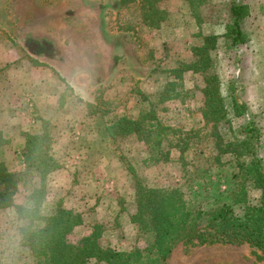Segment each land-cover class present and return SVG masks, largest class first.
I'll return each instance as SVG.
<instances>
[{
	"label": "rangeland",
	"instance_id": "1",
	"mask_svg": "<svg viewBox=\"0 0 264 264\" xmlns=\"http://www.w3.org/2000/svg\"><path fill=\"white\" fill-rule=\"evenodd\" d=\"M232 1L204 0L199 22L187 2L163 0L167 19L154 28L143 23L137 7L121 9L120 0H0L2 62L11 57L30 64L37 70L33 86L57 96L58 115L46 123L63 165L47 179L44 211L48 214L62 200L82 214L84 223L71 240L99 224L105 227V244L119 251L147 246L130 222L136 201L129 164L145 184L181 188L194 209L204 210L228 202L248 176L249 158L228 154L217 160L218 136L237 143L244 138L243 125L253 121L264 164V0H237L249 15L242 22L245 43L236 47L226 37ZM205 36L218 37L210 51V74L219 78L228 123L206 125L201 111L205 74L186 71L180 98L157 109L163 124L175 130L170 139L186 147L184 153L172 148L167 161L152 163L135 135L110 138L105 127L120 116L136 119L150 108L167 82L176 81L172 71L197 60L193 50ZM236 101L246 107L245 116H236ZM33 102L26 98L32 114ZM164 149L170 150L167 141ZM1 155L4 160V149ZM25 190L21 187L16 196L18 205L29 204ZM248 192L251 203L258 204L262 192L251 185ZM19 224L15 209L0 212V264H35L20 245ZM165 264H264V257L248 244L186 242L177 244Z\"/></svg>",
	"mask_w": 264,
	"mask_h": 264
},
{
	"label": "trees",
	"instance_id": "2",
	"mask_svg": "<svg viewBox=\"0 0 264 264\" xmlns=\"http://www.w3.org/2000/svg\"><path fill=\"white\" fill-rule=\"evenodd\" d=\"M162 1L120 0V7H137L145 25L159 28L168 15L160 7ZM183 1L189 4L194 17L201 22L204 0ZM248 11L246 5L237 0L232 1L226 37L234 47L245 43L242 22L249 15ZM217 42V36H205L202 46L193 50L197 60L172 71L177 82H167L157 101L149 102L150 108L141 110L136 119L117 117L105 127L107 135L112 139L135 135L147 147V161L152 163L167 161L172 148L184 153L186 147L170 139L175 130L163 124L157 116V109L170 100L180 98L178 88L182 86L183 73L186 71L205 74L201 111L206 125L215 128L224 122L228 123V111L221 94L219 78L210 74V51L216 47ZM235 112L237 117H243L247 109L236 101ZM47 126L48 123H44L42 134H23L20 148L24 159L22 170L11 171L2 155L0 159V212L15 209L17 221L21 222L18 227L20 245L28 249L35 264H165L177 244L186 242L192 243V246L248 244L257 248L264 257V164L257 153L259 132L253 121L243 125L244 138L237 143H224L223 137H217L218 161L220 155L231 154L239 159L249 158L250 162L244 168L248 176H244L233 188L228 202L219 203L211 210L194 209L181 188L145 184L136 177V170L128 165L127 169L133 176L136 201V212L130 216V222L147 244L144 249L136 247L131 251H119L105 244V227L99 224L92 228L89 235L76 241L71 240L76 229L83 225L84 219L78 211L67 208L62 200L54 204L51 212L45 213L47 179L62 169L63 165L53 149V140ZM166 141L170 147L167 151L164 149ZM9 143L0 131V153ZM240 165L244 167V164ZM35 180H39V183L35 184ZM248 185L262 192L258 204L251 203ZM21 187L26 188V199L29 201L27 206L16 203Z\"/></svg>",
	"mask_w": 264,
	"mask_h": 264
},
{
	"label": "crops",
	"instance_id": "3",
	"mask_svg": "<svg viewBox=\"0 0 264 264\" xmlns=\"http://www.w3.org/2000/svg\"><path fill=\"white\" fill-rule=\"evenodd\" d=\"M5 56L9 58L8 54ZM1 59L0 57V131L8 139L11 137L10 143L4 147V161L11 171H20L24 168V159L20 153L23 134H42L44 123L54 120L58 115V101L57 96L39 91L33 86L37 70L30 67V64L28 67L26 62L19 63L11 57L4 62ZM16 85L18 87L15 89ZM28 96L34 99L31 107L36 110L33 114L28 111V104H25ZM13 162L15 165H10Z\"/></svg>",
	"mask_w": 264,
	"mask_h": 264
}]
</instances>
